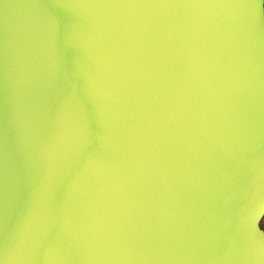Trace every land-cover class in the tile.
I'll return each instance as SVG.
<instances>
[{
    "label": "water",
    "instance_id": "1",
    "mask_svg": "<svg viewBox=\"0 0 264 264\" xmlns=\"http://www.w3.org/2000/svg\"><path fill=\"white\" fill-rule=\"evenodd\" d=\"M263 219L264 0H0V264H264Z\"/></svg>",
    "mask_w": 264,
    "mask_h": 264
},
{
    "label": "snow or ice",
    "instance_id": "2",
    "mask_svg": "<svg viewBox=\"0 0 264 264\" xmlns=\"http://www.w3.org/2000/svg\"><path fill=\"white\" fill-rule=\"evenodd\" d=\"M55 6L63 7L65 5L57 3ZM65 45L68 49H72L74 47V41L71 36H69L65 40ZM73 64L75 67V79L74 83L71 84L70 87H61L59 86V79L57 77L55 86H51L48 88L45 98V103L48 105V109L50 111H54L56 113L59 112V108L57 107L61 104L63 99L67 98H81L80 96V85L76 82V77L78 73V61L77 57L73 56ZM59 75V74H58ZM59 116H57V123H59ZM84 143L82 147V153L80 156L84 158H97L105 155L104 146L102 142L103 136V120L100 118L99 108L97 111V116L90 120L86 126ZM80 156L69 160L65 166V174L68 176L71 181L72 186L79 180V175L82 174L78 169V161ZM64 176L59 177V183H63ZM79 209L77 208L75 201L72 196L71 191H66L62 197V202L59 207L56 205V200H53V223H55L58 216L62 214L71 213L73 217L78 214Z\"/></svg>",
    "mask_w": 264,
    "mask_h": 264
},
{
    "label": "rangeland",
    "instance_id": "3",
    "mask_svg": "<svg viewBox=\"0 0 264 264\" xmlns=\"http://www.w3.org/2000/svg\"><path fill=\"white\" fill-rule=\"evenodd\" d=\"M261 226L264 229V219L262 220Z\"/></svg>",
    "mask_w": 264,
    "mask_h": 264
}]
</instances>
